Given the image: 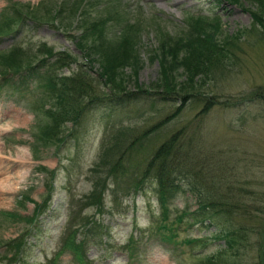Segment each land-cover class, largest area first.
<instances>
[{
	"label": "rangeland",
	"instance_id": "rangeland-1",
	"mask_svg": "<svg viewBox=\"0 0 264 264\" xmlns=\"http://www.w3.org/2000/svg\"><path fill=\"white\" fill-rule=\"evenodd\" d=\"M238 1L239 4L227 0H97L89 9V17L95 20L105 17L103 25L107 27L111 23L105 33L109 41L114 39L112 32L117 34L120 28L132 37L135 47L132 55L135 59L123 63L121 71L125 90H135L148 87L158 76V60L150 55V50L157 45V29L170 35L176 34L186 27L185 18L189 11L215 16L220 29L232 34L251 24V17L245 11V7L251 4L245 0ZM11 2L27 3L28 8H34L43 4L53 5L60 0H0V11ZM67 2L71 3L72 0ZM21 9L26 10L25 7ZM117 11L125 14L123 21L127 24L123 27H119L122 24L119 18L116 20L112 17L118 16ZM108 15L111 17L109 21L106 18ZM14 27L9 32L11 37L5 40L0 37V58L2 52L22 47L32 60L43 54L38 48L45 43L54 51L64 50L74 56L69 67L63 68L61 72L80 69L89 76L97 77L98 65L91 61L93 55L87 54L90 51L87 47L93 43L94 36L86 34L83 39L77 37L80 30L74 21L71 27L67 26L68 36L60 29L44 25L38 28L28 26L20 32L13 31L16 29ZM83 40L86 45L78 49L75 42ZM250 41L249 44L246 40L242 41L243 51H240L233 69L198 88L204 93L203 97L233 101L235 107L224 108L221 104H215L202 113V101L188 100L172 118L164 124H156L172 113L179 103L151 101L147 98L118 104L91 103L80 117L77 126L81 131L79 137L75 141L72 137L67 138V144L58 148L37 141L38 125L44 123L46 117L42 113L37 116L28 106V103L35 105L36 99L44 97L45 89L37 85L42 79L38 74L45 68L37 69L31 76L11 78L13 84L0 86L2 263L78 264L68 251L62 252L54 260L52 255L58 248L72 210L77 208L78 198L92 189V184L100 178L98 175H107L106 164L100 165L98 172L92 169L93 162L98 160L103 149L101 146L106 147L107 141L112 140L119 129H129V134L125 136L129 141L154 124L156 126L143 137L140 144L126 151L123 147L127 145L122 147L118 144L117 149L120 151L116 154H122L123 168L115 177H106L108 187L103 195V207L100 211L91 207L82 210V213H94L106 225V232L100 242L94 240L85 245L83 252L87 264H192L198 255L213 251L218 246L216 240L208 239L202 245L180 242L188 237L208 236L209 230L213 229L205 225L206 221H193L190 215L182 216L181 222L175 220L176 215L184 209L187 214L196 210L193 195L181 191L168 206L165 221L175 227L176 243H163L151 230L156 229L160 221V210L151 183H143L142 189L134 191L131 180L132 176L139 173L150 151L166 136L174 133L177 140L191 136L195 143L201 144V152L206 153L204 157L213 154L228 158L236 165L237 175H242L240 166L245 165L248 168L245 175L250 179L253 189L264 190V38ZM182 74L180 68L175 70L173 76L176 82L184 79ZM11 88L14 89L11 91ZM64 125L67 128L70 123ZM46 183L52 186L51 195L45 202L48 211L37 217L33 227L29 228L30 223L17 216L31 215L34 203L40 202L46 191ZM260 200L256 198V206ZM3 212H13L15 215L10 217ZM195 214L198 218L205 217L203 213ZM130 234L133 237L132 252L125 247ZM259 238L262 240L261 248H264V235ZM17 241L23 243L22 251L12 258V245ZM256 254L253 250L254 257Z\"/></svg>",
	"mask_w": 264,
	"mask_h": 264
},
{
	"label": "trees",
	"instance_id": "trees-1",
	"mask_svg": "<svg viewBox=\"0 0 264 264\" xmlns=\"http://www.w3.org/2000/svg\"><path fill=\"white\" fill-rule=\"evenodd\" d=\"M96 1L72 0L70 3L67 0H60L53 5L43 4L34 8H28L27 3L11 2L0 11V37L11 32L14 26L16 29L13 31H18L19 28L28 26L38 28L43 25L60 29L68 36L67 26L71 27L73 21L79 26L80 32L77 37L83 39L86 34L94 36L91 41L93 43L87 47L90 49L87 54H92L91 61L98 65L95 78L80 69L69 73L61 72L63 68L69 67L74 56L68 51H54L45 43L40 44L38 48L43 54L32 60L22 47H15L2 53L0 86L13 84L11 74H20L23 78L35 74L39 68H45V71L38 74L43 82L41 79L37 85L45 89L44 97L36 99L35 105L28 103L29 108L33 109L37 116L42 113L43 117H46V121L38 125L36 133L38 142L58 148L66 145L69 137L75 141L81 132L77 128L81 121L80 117L91 103L118 104L141 98L179 103L172 113L156 124H164L188 100L202 101V113L215 104H221L224 108L235 107L233 101L203 97L204 93L198 88L216 76H223L226 71L237 65L243 40L249 44L253 38L256 40L264 38V0H245L251 4L245 7V11L251 17V24L232 34H226L220 29L219 20L215 16L189 11L185 18L186 27L176 34L170 35L162 29H157V45L150 50V55L158 60V76L148 87L135 90H125L121 71L123 63L125 64L128 59H135L132 55L135 50L132 37L120 28L117 29V34L115 31L112 32L113 40H107L105 33L110 29L111 23L107 27L103 25L105 17L99 20L89 17V9ZM227 1L239 4L238 0ZM21 7H25L26 10L23 11ZM116 14L118 16L112 17L122 21L119 27L125 26L127 24L123 21L125 14L120 11ZM106 18L107 21L111 19L109 15ZM75 45L81 49L86 44L83 40L75 42ZM84 50L81 51L83 54ZM87 60L89 61L88 58ZM179 68L184 79L176 82L173 73ZM46 103L47 105L43 106ZM65 123H70V126L66 128ZM154 126L156 125L137 133L129 141L125 137L129 134L127 132L129 129H119L112 140L107 141L106 147L101 146L103 149L98 160L93 162L92 169L98 172L99 166L106 164L107 175H98L100 178L92 184V189L78 198L77 208L71 212L72 215L62 231L58 249L54 252L52 260L60 253L68 251L78 264H87L83 252L85 245L95 242L94 240L100 242L106 232V225L94 213H82V210L91 207L100 211L103 207V195L108 187L106 177H115L123 168L122 154H116L120 151L117 149L118 144L122 147L127 145L123 147L126 151L129 147L140 144ZM204 155L206 153L201 152V144L195 143L191 136L177 140L176 134L171 133L150 151L148 158L139 168V173L132 176L131 188L134 191L142 189L143 183H151L152 192L157 200L160 221L156 224V229L151 230L161 242L176 243L175 227L167 224L165 219L168 206L179 192L185 191L193 195L196 210L187 214L184 209L176 215L175 220L181 222L182 216L190 215L189 218L193 221H206L205 225L213 229L209 230L208 236L188 237L180 242L187 245H193L192 243L202 245L208 239L218 241V246L213 251L198 255L192 264H264V248H261L262 240L259 238L264 235V190L253 189L250 179L245 175L248 171L245 165L240 166L242 175H237L236 165L228 158L223 159L213 154L206 157ZM209 164L211 166H208ZM114 188L116 189V186L112 188L113 191ZM51 189V184L46 183V191L41 201L34 203L30 216H17L30 223L29 228L33 227L36 218L45 208ZM256 198L261 199L257 206ZM196 212L205 214V217L198 218ZM2 214L10 217L15 215L13 212ZM132 242L133 237L130 234L125 244L130 252ZM13 243L12 258H15L20 250L22 251L23 243L20 241ZM253 250L257 253L256 257L253 256ZM0 264H4L2 260Z\"/></svg>",
	"mask_w": 264,
	"mask_h": 264
},
{
	"label": "bare ground",
	"instance_id": "bare-ground-1",
	"mask_svg": "<svg viewBox=\"0 0 264 264\" xmlns=\"http://www.w3.org/2000/svg\"><path fill=\"white\" fill-rule=\"evenodd\" d=\"M17 162L19 163L20 161L17 160ZM23 162H24V161H23ZM18 163H17V164H18Z\"/></svg>",
	"mask_w": 264,
	"mask_h": 264
}]
</instances>
